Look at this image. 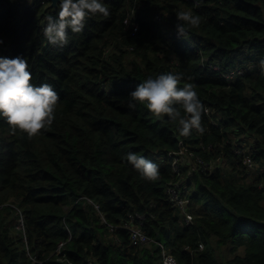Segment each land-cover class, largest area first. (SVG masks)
I'll return each instance as SVG.
<instances>
[{
    "label": "trees",
    "instance_id": "16d2710c",
    "mask_svg": "<svg viewBox=\"0 0 264 264\" xmlns=\"http://www.w3.org/2000/svg\"><path fill=\"white\" fill-rule=\"evenodd\" d=\"M105 3L109 16L88 18L59 47L43 33L58 4L0 0V56L24 57L33 83L51 84L60 97L52 124L36 136L13 133L0 118V264H163L159 243L177 264H264V70L230 84L221 75L264 66V0ZM188 10L201 24L180 36L176 13ZM215 65L220 73L209 71ZM169 72L182 77L180 86H195L203 131L183 137L167 117L127 107L137 83ZM234 141L250 143L258 170L250 181ZM128 152L158 163V177L143 178ZM180 152L182 187L191 181L189 227L166 193ZM196 157L213 168L192 173ZM94 203L114 227L144 215L156 243L132 246L126 232L104 225ZM18 211L23 231L15 228Z\"/></svg>",
    "mask_w": 264,
    "mask_h": 264
},
{
    "label": "clouds",
    "instance_id": "9594fccd",
    "mask_svg": "<svg viewBox=\"0 0 264 264\" xmlns=\"http://www.w3.org/2000/svg\"><path fill=\"white\" fill-rule=\"evenodd\" d=\"M59 11L56 17L49 15L43 33L49 43L63 47L68 43V34L81 33L86 21L92 16L110 15L105 0H57ZM178 35L184 36L186 28H198L201 16L191 10L176 13ZM2 43V41H0ZM178 74L162 73L137 83L129 93L127 107L136 110L143 105L157 118L167 117L178 124L180 136L187 137L192 131H203L201 127L204 106L195 86L186 83L180 86ZM60 100L51 84L33 83L27 60L0 56V118L11 127V131H22L28 137L40 134L41 129L51 125ZM183 110V114L181 113ZM125 159L147 180L159 175V164L135 152H128Z\"/></svg>",
    "mask_w": 264,
    "mask_h": 264
},
{
    "label": "built area",
    "instance_id": "2783aa9c",
    "mask_svg": "<svg viewBox=\"0 0 264 264\" xmlns=\"http://www.w3.org/2000/svg\"><path fill=\"white\" fill-rule=\"evenodd\" d=\"M161 16L156 15L155 21H161ZM138 30V27L136 26L134 28V31L136 32ZM259 68V71H263L264 66L260 64L256 65H251L247 67L244 70H235L231 71L229 73H224L221 74L223 79L230 84L232 81L238 79L239 77L243 76L244 72H249L251 70H254L255 68ZM209 71L211 72H218L220 73V68L219 66H210ZM209 110L206 109V113H208ZM233 153L240 158L242 164L246 167L248 170V176L249 174H255L257 172V166L255 161L253 160L252 155L250 154L251 152V147L250 143L247 141H234L233 143ZM210 149L212 146L209 147ZM182 153V152H181ZM173 169L175 172V179L176 181L171 183L167 189L166 193L169 197V200L173 204L174 207L177 208L179 211V216L182 219L183 223L189 227L193 226L195 224V219L193 214L190 212L191 206L193 205V202L186 196V191L187 186L191 184V181H187L186 185L182 187L184 179H182V169H181V162L179 158L174 157L173 160ZM199 167L202 172H206V170L210 167L209 164L205 163L203 159L200 157H196L195 163H194V169ZM96 211L98 213V216L102 219L104 225H106L111 232L117 231V230H122L128 234L129 241L132 246L135 247H144V248H151L152 245L155 242L153 238L148 237L145 232H144V220L145 216L141 215L139 213L135 214H130L127 220H125L120 226L114 227L112 225H109L99 207V205H95ZM18 214L20 215V220L18 221V224L16 226L17 230L23 231L24 230V219H23V214L21 211H18ZM117 243L119 241L116 239L115 240ZM63 246L61 243L59 245L58 251H60V248ZM160 249H161V258L163 264H177V260L173 255L169 253V251L165 248L163 244H159ZM204 249L203 243H200L199 248L197 251H202ZM190 253H194V251H190L189 249H186Z\"/></svg>",
    "mask_w": 264,
    "mask_h": 264
},
{
    "label": "bare ground",
    "instance_id": "6f19581e",
    "mask_svg": "<svg viewBox=\"0 0 264 264\" xmlns=\"http://www.w3.org/2000/svg\"><path fill=\"white\" fill-rule=\"evenodd\" d=\"M29 30H30V29H29ZM213 124H214L216 127L219 126L218 123H213ZM183 153H184V152H182V153L180 152V153H178V156H175V157H177V158H179V160H181V159L184 158V157H183V156H184ZM171 159H172V157H171ZM173 160H174V158H173ZM203 161H204V160H203ZM204 162H205V161H204ZM172 163H173V162H172ZM205 163H207V162H205ZM207 164H209V166L211 165V167H212V164H211V163H207ZM182 167H183V165H181V169H182ZM211 167H209L207 170H209ZM172 168H173V165H172ZM198 168H199V167H197V168L194 169V165H193V166H190V170H191L192 173L196 172V171L198 170ZM212 168H213V167H212ZM199 169H200V168H199ZM256 169H257V168H256ZM207 170H206V172H202V171L200 170V172L203 173V174H206V173H207ZM173 171H174V169H173ZM257 171H258V170H257ZM174 173H175V172H174ZM182 179H184V175L182 176ZM175 181H176V179H175ZM175 181H174V182H175ZM169 185H170V184H169ZM169 185H168V186H169ZM168 186H167V187H168ZM166 189H167V188H166ZM185 191H187V189H185ZM171 204H172V203H171ZM93 205L95 206L96 204L94 203ZM2 208H3V206L0 207V209H2ZM175 208H176V207H175ZM176 209H177V208H176ZM21 212H22V211H21ZM22 214H23V213H22ZM18 216H19V220H20L21 217H20L19 214H18ZM23 219H24V215H23ZM181 220H182V219H181ZM182 222H183V221H182ZM15 228H16V227H15ZM16 230H17V228H16ZM18 231H19V230H18ZM159 244H161V243H159ZM159 247H160V246H159ZM61 248H62V247H61ZM61 248H60V249H61ZM165 248L167 249V247H165ZM167 250H168V249H167ZM203 250H204V249H203ZM168 251H169V250H168ZM58 252L60 253V251H58ZM160 253H161V252H160ZM169 253H170V252H169ZM170 254H171V253H170Z\"/></svg>",
    "mask_w": 264,
    "mask_h": 264
},
{
    "label": "water",
    "instance_id": "95a60500",
    "mask_svg": "<svg viewBox=\"0 0 264 264\" xmlns=\"http://www.w3.org/2000/svg\"><path fill=\"white\" fill-rule=\"evenodd\" d=\"M51 2V7L55 8L58 4L57 0H49Z\"/></svg>",
    "mask_w": 264,
    "mask_h": 264
},
{
    "label": "rangeland",
    "instance_id": "374dc122",
    "mask_svg": "<svg viewBox=\"0 0 264 264\" xmlns=\"http://www.w3.org/2000/svg\"><path fill=\"white\" fill-rule=\"evenodd\" d=\"M253 176L255 177V175L253 174H249V176L247 177L246 181H250L251 178H253Z\"/></svg>",
    "mask_w": 264,
    "mask_h": 264
}]
</instances>
